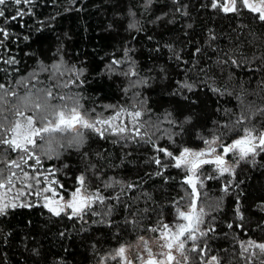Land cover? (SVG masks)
I'll list each match as a JSON object with an SVG mask.
<instances>
[{"label":"trees","instance_id":"trees-1","mask_svg":"<svg viewBox=\"0 0 264 264\" xmlns=\"http://www.w3.org/2000/svg\"><path fill=\"white\" fill-rule=\"evenodd\" d=\"M210 3L7 0L0 6V28L9 33L0 44V83L18 96L49 89L71 95L92 116L135 107L150 136L102 139L84 130L82 145L60 148L58 158L42 156V166L63 185H56L61 194L68 196L84 175L110 211L97 204V215L69 219L42 205L9 209L0 216V264H95L113 256L169 218L174 206L190 202L188 170L158 148L177 156L216 136L232 142L245 127L264 129V21L247 9L225 14ZM18 10L29 14L12 20ZM242 115L250 119L237 125ZM198 174L204 227L215 231L198 235L203 253L191 251L189 242L188 264H206L212 256L219 264H260L264 255L248 257L241 244L264 242V152L239 161L231 175L219 176L212 165Z\"/></svg>","mask_w":264,"mask_h":264},{"label":"snow or ice","instance_id":"snow-or-ice-1","mask_svg":"<svg viewBox=\"0 0 264 264\" xmlns=\"http://www.w3.org/2000/svg\"><path fill=\"white\" fill-rule=\"evenodd\" d=\"M150 3L151 0H148ZM7 0H0V6L6 5ZM17 5L31 4L32 0H14ZM210 7L218 9L225 14L239 13L242 9L257 14L260 21H264V0H211ZM29 14L25 11L18 10L17 14L12 16V20L18 17L22 18ZM5 12L0 9V17H4ZM135 27V25H130ZM9 33L0 28V44L8 39ZM214 38V37H213ZM200 50L197 49V52ZM8 63H14L10 60ZM236 64V61H232ZM136 75L135 72L131 73ZM67 87V85H64ZM191 88V85H183ZM43 93V94H41ZM8 97H14L9 100ZM58 100L60 103H53ZM83 105L79 99L71 95L54 96L49 89L47 91L37 90L36 94L29 93L25 96H18L17 92L0 83V216L7 214V211L17 207H31L27 202L17 203L21 196H24L25 189L29 190L28 195L41 196L42 193H50L43 197L44 207L55 216L67 213L68 218L83 217L84 214L91 212L97 215L94 206L105 205V211H110L105 204L106 198L100 194L99 189L95 192L88 190L89 185L84 175L77 178L78 187L70 193V198L65 200L63 195L57 192L54 185H60L59 182L52 178L55 175L54 170L48 169L41 171L42 156L52 158L59 157V149L67 146H80L84 143L85 131L88 130L97 134L100 138L106 139L108 135L119 137L122 140H137L150 136L145 128V122L141 120L142 111L120 109L115 114L102 118L92 116L87 110H82ZM95 110L93 109L92 112ZM126 113L130 120L125 123L121 120L122 114ZM250 119L242 115L237 120V125L243 124L245 120ZM119 121V122H118ZM243 135L233 139L231 143H219L221 151L218 152L217 144L222 139L216 136L211 141L205 140L207 145L205 149L193 151L184 148L179 156H173V153L167 149L158 148L157 151L163 152L166 156L175 161V167H185L191 172L184 183L191 188L190 202L184 210H177V216L173 224L162 223L158 227L148 229L153 233H159L154 243L160 249L154 253L149 247V240L144 236L138 237L139 244L147 253V257H137L140 264H186L188 256L185 255V244L187 241H193L191 251L205 250L196 246L199 236H206L209 232H214L215 228L207 227L206 230L201 228L205 222V207L200 201L201 192L199 188L203 187V181L199 180L198 170L204 165H213L218 171L219 176L233 174L234 167L228 162L226 157L231 154L238 161H245L249 157L254 158L260 152H264V129L257 130L253 127L239 129ZM39 150V151H37ZM16 153L17 158H9L8 153ZM32 163H29V162ZM157 165L161 164L159 159L154 161ZM27 169H31L28 171ZM215 177L209 176L208 179ZM17 184L20 185L17 188ZM43 185V187H41ZM112 185H106L111 187ZM129 188L133 185H128ZM15 191L11 199H5L8 193ZM35 189L33 192L32 190ZM229 185H225L224 191L227 192ZM115 199L119 200V197ZM212 205H209V209ZM70 210V212L68 211ZM239 213V208H237ZM243 219V216L240 217ZM185 221L186 223L179 222ZM229 228L232 224L228 225ZM253 249L258 251H252ZM243 254L248 257L264 255V242L248 240L241 244ZM126 247L121 246L116 251L112 259L119 257L120 264H135L133 259L126 256ZM175 253H179L181 259H177ZM206 264H219L216 256H212ZM264 264V260H260Z\"/></svg>","mask_w":264,"mask_h":264},{"label":"rangeland","instance_id":"rangeland-1","mask_svg":"<svg viewBox=\"0 0 264 264\" xmlns=\"http://www.w3.org/2000/svg\"><path fill=\"white\" fill-rule=\"evenodd\" d=\"M120 109H127V110H129V111H132V110H140V109H137V108H135V107H129V106H124V107H119V108H117L114 112H112L111 114H109V115H107V116H103L102 118H107V117H109V116H111V115H113V114H115V112L116 111H118V110H120ZM142 111V110H141ZM100 117V116H99ZM142 117H143V111H142ZM142 117H141V120H142ZM121 120H123L125 123H127L129 120H130V118L127 116V114L126 113H124V114H122V116H121ZM119 122V121H118ZM243 135V134H242ZM242 135H240V136H242ZM239 136V137H240ZM239 137H237V138H239ZM215 138V137H214ZM214 138H211V139H209V141H211L212 139H214ZM219 143H225L224 142V140L223 139H221V141H219L218 142V144L216 145L217 146V150H218V152L219 151H221V149L219 148ZM229 143H231V142H229ZM225 144H227V143H225ZM207 147V145L206 144H204L203 145V147H201V149H199V150H202V149H205ZM193 151H198V149L197 150H193ZM261 153V152H260ZM259 153V154H260ZM177 156H179V155H177ZM16 158H17V156H16ZM226 159L228 160V162L235 168L236 166H237V164H238V158H234L231 154L229 155V157H226ZM29 163H32L31 161L29 162ZM205 166V165H204ZM213 166V165H212ZM213 168L215 169V167L213 166ZM49 168H47V167H44V166H42V168L40 169L41 171H45V170H48ZM28 171H31V169H27ZM188 170V169H187ZM216 170V169H215ZM199 171H200V169L198 170V173H199ZM216 172L218 173V171L216 170ZM197 173V175H198V177H199V180H201L202 181V179H201V177H200V175ZM189 175H191V172L188 170V175L187 176H189ZM52 178H54V179H56L55 178V176L54 177H52ZM186 179V178H185ZM79 185H77V187H78ZM20 187V185L19 184H17V188H19ZM41 187H43V185H41ZM54 187H56V185H54ZM75 190V189H74ZM15 189L13 190V192H11V193H8V195H7V197H5V199L7 200V199H11V197L13 196V195H15ZM28 191L29 190H27V189H25V195L24 196H21L20 198H19V200L17 201V203H20V202H27L28 204H30V205H33V204H35V205H42L43 206V204L45 203V201H44V199H43V197L45 196V195H48V196H50L51 194L50 193H42L41 194V196H36V195H28L27 193H28ZM33 192L35 191V189H33L32 190ZM90 191V190H89ZM57 192L58 193H60L58 190H57ZM90 192H95V191H90ZM0 195H3V190H0ZM60 195H63V194H61L60 193ZM64 196V195H63ZM64 198H65V200H67V199H69L70 198V194L68 195V196H64ZM44 207V206H43ZM44 208H46V207H44ZM11 209V208H10ZM47 209V208H46ZM185 209V208H184ZM183 208L182 209H180L179 208V210H184ZM48 210V209H47ZM177 210H178V207H173L172 208V214H171V216L169 217V218H167V219H164L163 221H162V223H168V224H173L174 222H177V221H175V218H176V216H177ZM69 212H70V210H68ZM62 214H66V215H68L67 213H62ZM206 216H207V214L205 215V217H204V219L206 218ZM78 218H80V217H78ZM161 225V224H160ZM158 227V226H157ZM201 228L202 229H205V227H204V225H201ZM158 235H159V233H153V232H151V231H148V232H146V233H144V234H142L141 236H144L146 239H148L149 240V247H151L152 248V251L154 252V253H157V252H159L160 251V249L157 247V245L154 243V240L158 237ZM199 235V233H197V236ZM191 240H189V241H187L186 242V244H185V255H187L186 254V247L189 245V242H190ZM122 246H125L126 247V249H127V251H126V256L128 257V258H132V259H134L137 263H139L140 261L139 260H137L136 258L139 256V257H146L147 256V253L143 250V247L139 244V242H138V239L137 240H135L134 242H132V243H130V244H124V245H122ZM254 251H256L255 249H253ZM116 254V253H115ZM115 254L113 255V256H115ZM174 255H176L177 256V259H181L182 260V257H180V255H179V253H175L174 252ZM113 256H111V257H102L97 263H95V264H120V259H119V257H117L116 259H112V257ZM211 259H209L207 262H209ZM188 260H187V262H186V264H188Z\"/></svg>","mask_w":264,"mask_h":264},{"label":"flooded vegetation","instance_id":"flooded-vegetation-1","mask_svg":"<svg viewBox=\"0 0 264 264\" xmlns=\"http://www.w3.org/2000/svg\"><path fill=\"white\" fill-rule=\"evenodd\" d=\"M179 222H183V223H186L185 221H179ZM161 224H162V222H161ZM147 257V256H146ZM130 259H132V258H130ZM134 260V259H133ZM135 261V260H134ZM135 264H140V262L139 263H137L136 261H135Z\"/></svg>","mask_w":264,"mask_h":264}]
</instances>
